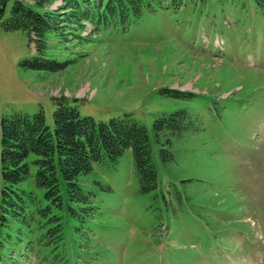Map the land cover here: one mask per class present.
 I'll return each mask as SVG.
<instances>
[{
    "label": "rangeland",
    "instance_id": "1",
    "mask_svg": "<svg viewBox=\"0 0 264 264\" xmlns=\"http://www.w3.org/2000/svg\"><path fill=\"white\" fill-rule=\"evenodd\" d=\"M62 34L47 35L46 53L62 69L34 71L21 65L34 54L26 34L0 28V121L41 110L52 127V98L62 96L96 122L129 114L147 129L157 189L140 194L131 150L94 166L110 190L90 177L81 184L98 209L81 239L87 251L76 250L65 214L57 264H264V10L254 0H180L124 33L73 25ZM180 108L205 132L184 143L189 152L169 173L152 125ZM26 245L1 249L0 264H41Z\"/></svg>",
    "mask_w": 264,
    "mask_h": 264
},
{
    "label": "trees",
    "instance_id": "2",
    "mask_svg": "<svg viewBox=\"0 0 264 264\" xmlns=\"http://www.w3.org/2000/svg\"><path fill=\"white\" fill-rule=\"evenodd\" d=\"M52 1L0 0V28L22 32L33 44L34 54L21 62L25 69H62L46 55L49 33L61 36L73 25L94 33L110 28L124 33L146 15L168 10L170 2L174 5L180 0H59L61 4L50 10L47 5ZM254 3L264 10V0ZM160 93L174 99L193 96L169 90ZM52 101V127L46 124L41 110L31 115L16 113L0 121V227L4 232L0 250L6 253L7 248L11 254L13 248L26 243L27 252H33L34 260H41V264L58 262L56 256L65 241V214L75 220L73 232L80 238L75 240L76 250L87 251L81 239L91 236L88 221L98 209L94 191L85 192L83 186L91 182L103 192L110 190L94 175V166L108 168L131 150L140 194L157 189V169L145 126L129 114L96 122L80 116L64 96ZM203 132L199 117L190 115L186 108L154 121L153 139L167 172L177 167L178 157L189 152L184 143L197 141V133Z\"/></svg>",
    "mask_w": 264,
    "mask_h": 264
}]
</instances>
